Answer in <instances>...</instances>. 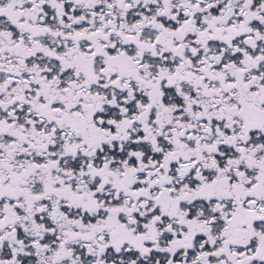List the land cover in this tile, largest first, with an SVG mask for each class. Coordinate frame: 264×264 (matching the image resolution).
<instances>
[{
	"label": "snow or ice",
	"instance_id": "obj_1",
	"mask_svg": "<svg viewBox=\"0 0 264 264\" xmlns=\"http://www.w3.org/2000/svg\"><path fill=\"white\" fill-rule=\"evenodd\" d=\"M0 264H264V0H0Z\"/></svg>",
	"mask_w": 264,
	"mask_h": 264
}]
</instances>
